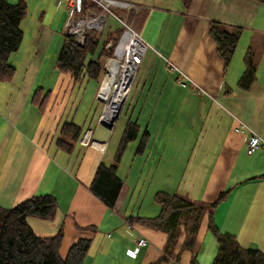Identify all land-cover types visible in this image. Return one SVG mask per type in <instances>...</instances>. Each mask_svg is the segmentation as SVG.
I'll use <instances>...</instances> for the list:
<instances>
[{
  "label": "crops",
  "instance_id": "0c3cea01",
  "mask_svg": "<svg viewBox=\"0 0 264 264\" xmlns=\"http://www.w3.org/2000/svg\"><path fill=\"white\" fill-rule=\"evenodd\" d=\"M41 5L44 8L47 2H41ZM56 5L59 9L65 6V2L61 0ZM136 6L142 17L146 15L141 26L136 27L147 44L139 70L152 67L153 71L145 78L144 89L141 88L137 99L140 101L144 96L147 84H170L174 88L169 96L170 107L176 100V90L180 86L186 88L181 95L180 106L173 113L169 109L163 112L161 121L154 118V111L142 115V109L136 118H132V109L126 106L112 128L96 121L91 126L92 138L99 146L80 144L78 167L74 172L68 169L70 155L56 148L52 136L58 134L55 131L56 121L64 111L68 110L69 118L75 115V101L71 107V96L67 102L53 103L59 95L57 83L46 109H39L32 96L39 87L43 69H48L50 65L45 63L46 60L37 59L34 63L31 60L21 79L16 77V72L12 80L0 81V87L11 83V96L5 102L3 100L0 109V205L11 208L33 195H53L59 204L55 218L28 217L27 222L43 236L56 235L63 224L65 242L69 236L77 240L88 231L76 225L99 226L102 232L100 244L94 250L91 246L83 264H91L100 258L99 255H107L103 236L107 232L109 256L113 251L120 252L130 264H144L158 257L166 244V234L127 220L129 215L156 216L160 213L159 206L152 203L144 209L145 199L139 206L132 202L138 181L145 173L144 167L136 161L138 139L129 143L119 163L118 174L123 180V187L115 207L109 208L90 191L99 164L114 161L125 125L132 118L140 124L141 132H150L147 148L150 146L152 149L157 138L164 135L157 148L159 159L150 175L152 181L161 187L153 188L151 182L148 198L153 199L157 191L177 193L176 188L180 189L185 184L186 197L210 203L221 191L233 186L230 194L214 210L215 223L221 231L236 235L244 247L264 252V146L252 153L247 150L248 142L255 133L264 139V1L193 0L187 9L182 0H137ZM212 20L243 28L234 56L226 68L209 32ZM43 28L40 42L47 48L55 37V31ZM249 48L257 63V77L251 90L246 91L238 87V81L245 70L244 58ZM52 66L57 75L56 63ZM159 70L165 77H161ZM152 75L153 80L148 82ZM67 80L70 87V79ZM226 87L233 91L225 93ZM96 88L94 95H97L99 86ZM198 89L202 91L197 93ZM166 97L159 92L152 98L159 102ZM125 109V119L122 120ZM156 114L159 116L160 111ZM150 116L152 119L147 120ZM167 117L173 120V124L165 134L162 128ZM156 123H159L157 131L151 125ZM130 146L133 149L131 154ZM177 148L190 149L193 153L185 158L183 154L177 159ZM123 221L129 222L131 228L138 226V229L129 233ZM208 222L206 213L197 235L194 254L198 259L205 242L211 243L213 252L209 253V257L212 264L219 245L216 238L209 234ZM111 230L115 233L112 234ZM139 233L148 238L151 247L147 249L146 245L133 258L127 250L134 248ZM128 235L133 237L134 242L127 238ZM184 238L185 234H182L173 257L179 252ZM194 254L185 251L181 264H190ZM202 264H207L206 258Z\"/></svg>",
  "mask_w": 264,
  "mask_h": 264
},
{
  "label": "trees",
  "instance_id": "16d2710c",
  "mask_svg": "<svg viewBox=\"0 0 264 264\" xmlns=\"http://www.w3.org/2000/svg\"><path fill=\"white\" fill-rule=\"evenodd\" d=\"M182 1L188 9L193 0ZM89 7L98 9L95 3L86 1L85 8ZM26 13V0L16 2L0 0V81L12 80L16 75L17 69L10 63V58L21 46L24 36L21 22ZM140 14L135 10L130 11L129 20L136 23L141 19L142 22ZM209 27L210 35L224 59L226 68L234 56L243 28L229 26L216 20L210 21ZM123 31L124 27L120 25L104 37L102 32L91 29L85 36L84 44H80L71 36L65 37L56 59V68L66 84H68L67 78L70 79L71 93L77 86L78 90H87L91 81H94L95 88L100 85L106 71L105 60L113 57V49L109 50L107 46L113 39V35L116 36L113 40L116 43ZM253 56L254 53L249 48L244 58L245 70L238 81V87L246 91L251 90L257 77V63ZM86 79L89 80V82L86 81L87 84L84 82ZM82 85L85 86L84 89L81 88ZM39 89L42 87H37L32 100L39 109L44 111L55 88L48 89L46 93H40ZM232 91L229 87L225 89L227 94ZM90 109L85 113L83 120H77L75 115L65 119L59 116L55 128L58 134L52 136V142L56 148L70 155L68 169L74 172L78 167L80 152L78 147L81 144V137L85 129L93 126L99 118L92 117V120L88 121L91 115ZM150 135L148 130L141 132L140 124L129 118L115 152L114 161L111 164L104 162L99 164L90 185V191L109 208L115 207L123 187V180L118 174V166L129 143L138 139L136 154H143L150 141ZM232 190L233 186L224 189L210 203L193 200L177 193L157 191L153 199L160 207L158 215H131L127 218L130 223H139L166 234L163 253L144 264H170V259L174 255L182 234H185V238L175 256L174 264H181V256L185 251L194 254L197 235L206 213L209 216L208 229L219 245L218 253L212 264H264V252L261 249L244 247L236 235L221 231L215 223V208ZM58 206V201L51 194L33 195L11 208L0 205V264H83L92 246L94 235L98 231L96 224L76 225L79 229L90 231L91 235L79 237L70 246L67 255L63 256L62 247L65 237L63 224L56 235L43 236L36 233L27 222L28 217L54 219ZM190 264H200L197 255L192 256Z\"/></svg>",
  "mask_w": 264,
  "mask_h": 264
},
{
  "label": "rangeland",
  "instance_id": "374dc122",
  "mask_svg": "<svg viewBox=\"0 0 264 264\" xmlns=\"http://www.w3.org/2000/svg\"><path fill=\"white\" fill-rule=\"evenodd\" d=\"M10 1L16 2L18 0H10ZM26 1H27V13H26V16L23 18V21L21 24V27L24 31L23 40L21 42V46H20L18 52L13 53V55L11 56V59H10V63L12 65H15V67L17 69L16 77L18 76L21 79L24 76V72L26 70L27 64H30L31 60H33L32 63H34L37 59L43 60V61L46 60L45 63L50 65V67L46 70L43 69V72H42L40 79L38 81L39 87H42V89H39V92L40 93H46V91L48 89L55 88L57 83H58L57 93L59 95H58V98L53 101V103H56V102L61 101V100L63 102H67V100L71 96L69 104L71 107L73 101H75L74 113H75V118L77 120H83L85 118V113L88 111L89 108H91L89 111L91 113V115H90V118L88 119V121L92 120V117L97 119L99 117V114L101 112H103L102 109L104 107L105 102H101L100 100L95 99V98H97V95H99V93L97 95H94V93L96 92V89H97V88H95V84L93 83L94 81H91V84L89 85L87 90H85V91L84 90L82 91V89L78 90L79 88L77 86L75 88V90L71 93V87H69L64 82V80H60L61 75L59 74V72L56 75V73H55L56 71L54 70L53 66L51 68V65L56 63V59L58 57V54L62 48V45L64 44L65 37L68 36V26L70 23V18L68 16V11L66 10L65 6H62L61 8L57 9V5H56L58 2L57 0H26ZM123 1L129 2V3L134 4V5H136V2H137V0H132V2H130V0H123ZM41 2H43V3L47 2V6L45 5L44 8H41V6H42ZM116 13L119 14L120 16H125L126 11L119 10V11H116ZM145 16L146 15H144L142 17V22H143V19ZM126 17L127 16H125V18ZM129 19L130 18H128V21L130 22L131 20H129ZM142 22L140 19L139 22L133 23V26L135 28L137 26L140 27ZM58 23H59V25H57ZM120 25H121L120 21L116 17H114V15L109 14L107 21H106V25L102 31V35L104 37L107 36L111 31L116 30L118 27H120ZM44 26L47 28H52V30L55 31V37L52 39V41L50 42V44L48 45L47 48H46L45 44L40 42L41 36L44 32V28H43ZM112 38L113 39L110 41L111 43H109L108 46L115 47L116 45L114 46L115 42L113 40L116 38V36L113 35ZM114 58L119 59L118 62H121L124 60V59L120 60V56H117V55H115ZM51 62H52V64H51ZM105 62H106V60H105ZM109 63H111V61ZM109 63L107 62L106 66H108ZM50 69H51V71H50ZM156 69L158 70V68H155L154 70H156ZM49 71H50V73H49ZM151 72H153L152 67L151 68L147 67L146 69L142 68L137 72V75L134 78L135 81H134L132 91L128 95L124 106H126V108L131 107L132 118H136L139 114V111L142 109V115H145L147 112L154 111V118L159 119L161 121L163 119V116H162L163 112L165 113L169 109L170 112L173 113L174 110L180 106L181 101H182L181 95H183L185 93L186 88L181 87L179 85L180 87L178 88V90H176V100H174L175 102L173 103V106H171V107H170L171 101L169 100V98H170L169 96L173 94L174 88L170 84H165L163 86H158V85H156L155 82L153 83L152 86L150 84H147L146 85V92H145L144 96L141 98L140 101H138L137 98H138L139 94L141 93L142 89H144L145 84H143V82H144L145 78L147 77V75H149ZM159 73H161V77H165V75L163 74V72L161 70H159ZM152 80H153V75L149 78L148 82H150ZM86 81H87V79L84 82L86 83ZM119 81H120V79L118 80L117 73H116L113 80H112V83H114V84L116 83L115 86L117 85V88H118V82ZM87 82H89V80ZM6 84H8V85H6L5 87H0V109L2 107L1 103L3 102V100L5 102L11 96V83H6ZM15 86L17 87L18 84ZM97 86L100 87V85H97ZM83 87H85V86L82 85L81 88H83ZM66 90H67V93H66ZM116 91H118V90H114V93ZM121 91L123 92V94H125V90L124 91L121 90ZM197 91H198L197 93H200L202 90L198 89ZM159 92L166 94V96H167L166 100L163 99V100L158 102L152 98L156 94H158ZM65 93H66V95H65ZM82 95H83V97H82ZM75 109H76V111H75ZM157 111H160L159 116H157V114H156ZM70 112H73V111H69V113ZM67 114H68V110L63 112V114H62L63 119H65L67 117ZM125 114H126V109L124 111H122V117H121L122 120L125 119ZM72 115H73V113H72ZM118 116L119 115H117L115 118L117 119ZM143 119H144V117H143ZM146 119L151 120L152 116L147 117ZM172 124H173V120L170 119V117H167L165 123L163 124V128H162L163 133L167 134V132L170 130ZM151 125H153V127H155V129L157 131V129L159 127V123L151 124ZM162 140H164V135L159 136L157 138L155 146L152 149L149 146L143 154L137 155L138 159L136 161L137 162L139 161L141 166L144 167L145 173H144V175H142L141 180L138 181V185L136 186V192H135V195L133 197L132 202L134 204H136L137 206H139L141 201L145 199L144 200V206H143L144 209H146V207L149 203H152L156 206H159L155 203L154 199L148 198V196L150 194H148V196H147V193H148V190L150 188L149 186H150L151 182L153 184V188L156 187L159 189L161 187L158 185V183L156 181H152V177L150 175L153 172L152 167H153L154 163L159 159L160 152L157 150V148L161 144ZM131 148L132 147L130 146V153L129 154H131L133 152V149H131ZM125 153H126V151H125ZM175 153H176V158L179 159V158H181V155H183V154H184V158L187 157L189 155V153L191 156L193 151H191L190 149L183 150V148H177ZM198 153H200L199 150H198ZM191 167H192V165H190V168ZM186 177H187V174H186ZM178 189L179 188L177 187L176 188V192L178 191L177 194H179L181 196L186 195V189L187 188H186L185 184H182L180 186V189L179 190ZM122 213L125 215L124 211ZM129 216H131V215H129ZM123 225H126V227H128L127 231L129 233H131L132 230L138 229V226H136V225H135V228H131L129 226V222L127 224V222L123 221ZM111 233L113 234V233H115V231L111 230ZM107 234H108V232H107ZM107 234H105V233L103 234L104 239H105V246L107 249V255L104 257H103V255H99L100 258H98L97 260H93L91 262V264H130L131 262L125 261L124 256H122L120 254V252L113 251L111 253V255L109 256L108 246H107V244H109V239L107 237ZM209 234L211 236H213V234H211V233H209ZM82 235L83 236H90L91 233H90V231H86ZM101 237H102V232H101L100 227L98 226V231L94 235V240H93V245H92L93 250L100 244V238ZM127 238L130 241L134 242V239L131 235H128ZM75 241L76 240L70 236L68 237L66 242L64 241L65 243H63L64 246L62 247V255L63 256L67 255L68 249L70 248V246ZM211 245H212L211 243L209 244V242L206 241L204 246L202 247L201 252H200L201 255L198 257L200 264H202V262L204 261V258L207 259V264H211V258L209 257V253L213 252V250H211ZM150 247H151V245H148V247H145V248L149 249ZM159 249L160 248H158V251H159Z\"/></svg>",
  "mask_w": 264,
  "mask_h": 264
},
{
  "label": "built area",
  "instance_id": "2783aa9c",
  "mask_svg": "<svg viewBox=\"0 0 264 264\" xmlns=\"http://www.w3.org/2000/svg\"><path fill=\"white\" fill-rule=\"evenodd\" d=\"M86 0H65L66 9L71 17V22L68 27V32L73 35L77 41L81 44L84 43L86 33L91 29L102 30L105 25V21L108 13L115 15L116 9H132L136 8L133 4H130L121 0H87L89 2L95 3L100 12L90 11L87 9L84 11V3ZM120 19V18H119ZM123 24L126 26V30L122 33L119 38L118 43L116 44L114 54L120 56V60L124 59L121 62H118L119 59L113 58L112 61H117L118 63V74L119 78L123 71L133 72L131 78L127 77V80L133 82V78L137 72L139 65L143 61L145 51L147 49L146 42L141 38L139 33L132 27L128 25L126 21L120 19ZM111 61V62H112ZM108 72V66H107ZM101 91V90H100ZM99 98H101L99 94ZM103 100V99H102ZM110 100V99H109ZM109 100H104L107 102V107ZM107 111V108H106ZM105 111V114H106ZM105 115L102 117L103 121ZM239 130V128H238ZM92 131L88 129L82 138V143L85 144H95V141L91 138ZM264 144V139L258 134H254L248 144V152H253L257 147ZM147 239L143 235H140L137 239V244L134 250L130 251V254L135 255L141 247L147 244Z\"/></svg>",
  "mask_w": 264,
  "mask_h": 264
},
{
  "label": "bare ground",
  "instance_id": "6f19581e",
  "mask_svg": "<svg viewBox=\"0 0 264 264\" xmlns=\"http://www.w3.org/2000/svg\"><path fill=\"white\" fill-rule=\"evenodd\" d=\"M118 68L119 67L117 61H112L108 65V72L103 80L100 91V96L103 100L110 99L105 117L103 119V121L110 124H112L113 119L121 112L132 88V81L127 80V77L131 78L133 72H130L128 70L123 71V74L118 78V80L120 79V81L118 82V88L117 85L115 86L116 83L115 84L112 83L115 74L116 73L118 74ZM114 90H118V91L114 93ZM121 90L123 91L125 90V94H123Z\"/></svg>",
  "mask_w": 264,
  "mask_h": 264
}]
</instances>
